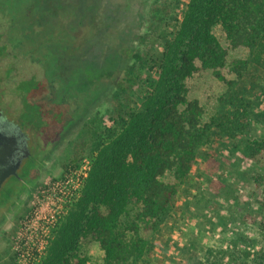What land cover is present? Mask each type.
<instances>
[{
    "label": "trees",
    "instance_id": "1",
    "mask_svg": "<svg viewBox=\"0 0 264 264\" xmlns=\"http://www.w3.org/2000/svg\"><path fill=\"white\" fill-rule=\"evenodd\" d=\"M166 4L151 11L154 29H165L167 39L158 52H131L137 65L131 69V84L123 85L117 95L118 105L109 117L113 127L98 126L97 122L100 131L93 137L102 140L92 153L94 170L71 206L84 204V213L90 202H100L85 215L83 232L98 242L103 253L101 264H139L146 260L149 250L141 229H156L174 212L181 187L193 180L202 147L215 140L218 132L225 137L244 136L250 122L251 103L235 87L237 80L228 79L223 72L228 52L213 26L219 25L233 46L249 49V56L235 60L231 68L237 77H243L253 64L264 66V0H174L178 15L173 18L180 22L179 29L168 28ZM202 69L213 70L231 92L229 98H223L222 112L209 121H203L205 109L197 99L176 94L184 89L186 79ZM137 79L144 81L140 91ZM123 92L149 104L148 116L129 107V97ZM91 128L90 124L87 132ZM125 131L131 132V146L126 155L107 152L109 168L105 173L101 170L104 166L97 168L101 163L97 151L106 139L112 142L113 136ZM117 144L115 141V147ZM246 155L260 162L264 134L261 139L246 140ZM71 164L76 165L75 161ZM167 173H172L173 181L162 178ZM69 212L59 219L53 233ZM127 216L130 219L124 218ZM206 252L207 257L199 264H264V254L255 261L248 255L225 261L215 251ZM85 263V258H79L75 264Z\"/></svg>",
    "mask_w": 264,
    "mask_h": 264
},
{
    "label": "rangeland",
    "instance_id": "2",
    "mask_svg": "<svg viewBox=\"0 0 264 264\" xmlns=\"http://www.w3.org/2000/svg\"><path fill=\"white\" fill-rule=\"evenodd\" d=\"M91 1L95 2L93 5L97 7V13L112 14L114 27L107 34L102 31L97 37V56L100 57L95 84L97 103L90 113L92 119L87 118L92 122V128L88 132L86 128L85 144L80 155L82 160L78 166L84 159L92 161L94 147L96 143H101L100 137H93L100 131L97 122H100L98 126L113 127L109 117L118 105L117 95L123 85L131 84L128 82L133 78L131 69L137 66L131 52H158L167 39L165 29H154L151 10L164 6L166 2L170 17L168 28L180 27V22L173 18L178 15L174 0ZM14 10H19V4ZM13 15L17 17L15 12ZM19 25H22L21 22ZM213 31L228 52V65L223 69L225 76L237 80L235 87L244 100L251 103L250 122L244 136L225 137L218 132L215 140L202 147L194 166L193 180L184 184L177 196L181 207L176 204L174 212L156 229H141L149 255L139 264H199L207 257V250L221 254L225 261L232 257L244 259L243 255H248V259L253 257L255 261L264 254V179L259 177L264 176V156L260 162H255L246 155V140L261 139L264 134V66L253 64L243 77H237L231 70L232 65L237 59L247 58L249 49L241 45L233 46L219 25L213 26ZM109 47L115 53V61L103 66V55L110 50ZM136 85L140 91L144 81L137 79ZM176 94L197 99L205 109L203 121H209L222 112L225 108L223 98H229L231 92L227 83L218 79L213 70L202 69L186 79L184 89ZM122 95L126 97L129 93L123 92ZM132 95L128 96L129 107H135L144 112L143 116H148L150 105L142 104L137 95ZM112 140L106 139L97 151L101 154V163L97 168L104 166L101 170L105 173L109 168V162L105 160L107 152L115 156L126 155L132 143L131 132H121ZM115 141L118 142L116 147ZM94 166L92 161L87 177ZM66 170L58 168L41 185L64 175ZM162 178L165 181L174 180L172 173ZM32 190L0 227V264H19L13 241L22 218L30 210L35 189ZM99 203L90 202L84 213V204L69 208L71 211L68 209V216L53 233L50 248L38 264H75L79 258H85V264H101L103 253L98 242L83 232L85 215ZM124 218L128 220L130 216Z\"/></svg>",
    "mask_w": 264,
    "mask_h": 264
},
{
    "label": "flooded vegetation",
    "instance_id": "3",
    "mask_svg": "<svg viewBox=\"0 0 264 264\" xmlns=\"http://www.w3.org/2000/svg\"><path fill=\"white\" fill-rule=\"evenodd\" d=\"M93 3L0 0V227L30 188L82 160L97 103V37L114 27ZM109 49L103 66L115 61Z\"/></svg>",
    "mask_w": 264,
    "mask_h": 264
},
{
    "label": "built area",
    "instance_id": "4",
    "mask_svg": "<svg viewBox=\"0 0 264 264\" xmlns=\"http://www.w3.org/2000/svg\"><path fill=\"white\" fill-rule=\"evenodd\" d=\"M92 161L70 167L32 193L31 207L22 218L13 249L19 264H38L46 255L59 219L77 200Z\"/></svg>",
    "mask_w": 264,
    "mask_h": 264
},
{
    "label": "crops",
    "instance_id": "5",
    "mask_svg": "<svg viewBox=\"0 0 264 264\" xmlns=\"http://www.w3.org/2000/svg\"><path fill=\"white\" fill-rule=\"evenodd\" d=\"M177 206H180L181 207L180 203H177ZM156 255H157V253H156Z\"/></svg>",
    "mask_w": 264,
    "mask_h": 264
}]
</instances>
